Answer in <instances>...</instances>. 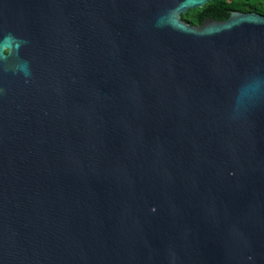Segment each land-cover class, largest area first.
Instances as JSON below:
<instances>
[{
	"label": "water",
	"instance_id": "water-1",
	"mask_svg": "<svg viewBox=\"0 0 264 264\" xmlns=\"http://www.w3.org/2000/svg\"><path fill=\"white\" fill-rule=\"evenodd\" d=\"M209 1H2L0 264H264V14Z\"/></svg>",
	"mask_w": 264,
	"mask_h": 264
},
{
	"label": "trees",
	"instance_id": "trees-1",
	"mask_svg": "<svg viewBox=\"0 0 264 264\" xmlns=\"http://www.w3.org/2000/svg\"><path fill=\"white\" fill-rule=\"evenodd\" d=\"M264 14V0H211L201 8L190 9L181 15L189 23L200 25L205 19H227L231 10Z\"/></svg>",
	"mask_w": 264,
	"mask_h": 264
},
{
	"label": "flooded vegetation",
	"instance_id": "flooded-vegetation-1",
	"mask_svg": "<svg viewBox=\"0 0 264 264\" xmlns=\"http://www.w3.org/2000/svg\"><path fill=\"white\" fill-rule=\"evenodd\" d=\"M2 1L0 0V9L2 8ZM1 12V11H0ZM8 35L13 36L14 38H18V36L15 34L14 31L12 30H7V29H1L0 30V41L3 39V37H6ZM13 51H11L10 48L8 47H3L2 51H1V56L0 57V73H2L4 70L7 71V68H11L12 64H13V54H11L9 56V53ZM0 79H3V76L0 75Z\"/></svg>",
	"mask_w": 264,
	"mask_h": 264
},
{
	"label": "rangeland",
	"instance_id": "rangeland-1",
	"mask_svg": "<svg viewBox=\"0 0 264 264\" xmlns=\"http://www.w3.org/2000/svg\"><path fill=\"white\" fill-rule=\"evenodd\" d=\"M256 10V9H255ZM254 9H253V11H255Z\"/></svg>",
	"mask_w": 264,
	"mask_h": 264
}]
</instances>
